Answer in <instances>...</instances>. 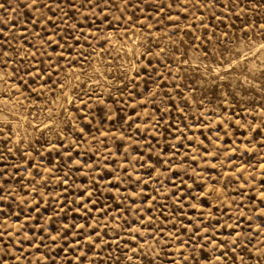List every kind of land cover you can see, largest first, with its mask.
<instances>
[{
  "label": "rangeland",
  "instance_id": "obj_1",
  "mask_svg": "<svg viewBox=\"0 0 264 264\" xmlns=\"http://www.w3.org/2000/svg\"><path fill=\"white\" fill-rule=\"evenodd\" d=\"M0 5V264H264V0Z\"/></svg>",
  "mask_w": 264,
  "mask_h": 264
},
{
  "label": "snow or ice",
  "instance_id": "obj_2",
  "mask_svg": "<svg viewBox=\"0 0 264 264\" xmlns=\"http://www.w3.org/2000/svg\"><path fill=\"white\" fill-rule=\"evenodd\" d=\"M0 7H2V5H0Z\"/></svg>",
  "mask_w": 264,
  "mask_h": 264
}]
</instances>
